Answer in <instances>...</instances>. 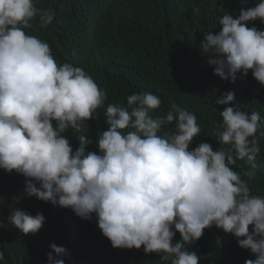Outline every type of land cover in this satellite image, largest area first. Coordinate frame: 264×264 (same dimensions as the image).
<instances>
[{"label":"clouds","instance_id":"1","mask_svg":"<svg viewBox=\"0 0 264 264\" xmlns=\"http://www.w3.org/2000/svg\"><path fill=\"white\" fill-rule=\"evenodd\" d=\"M239 4L246 7L247 0ZM199 12L194 9L195 15ZM54 15L36 0H0L4 178L22 174L18 183L25 182L27 196L64 208L114 248H136L139 255L155 252L170 264H200L197 252L186 246L215 226L255 255L245 264H264V196L253 195L232 167L244 161L253 169L244 174H255L258 141L264 137L260 113L234 105L232 91L217 97L216 104L226 107L211 134L221 145L214 148L195 113L171 101L166 115L153 116L160 97L140 92L127 97L126 107L108 104L103 113L107 130L98 139L88 137L81 128L99 116L106 94L83 68L61 58L51 39L24 30L34 18L49 28ZM256 20L264 23V0L238 15H223L218 32H205L201 51L210 56L216 75L234 81L238 73L247 76L251 70L264 86V29L249 27ZM208 89L204 86L200 94ZM173 124L175 131L162 133ZM70 129L80 133L79 140L65 134ZM10 220L28 234L42 228L45 216L13 207ZM177 232L181 238L173 242ZM50 248L55 255L49 252L48 259L38 258L36 264H65L61 257L68 250L56 243Z\"/></svg>","mask_w":264,"mask_h":264},{"label":"trees","instance_id":"2","mask_svg":"<svg viewBox=\"0 0 264 264\" xmlns=\"http://www.w3.org/2000/svg\"><path fill=\"white\" fill-rule=\"evenodd\" d=\"M41 1L45 9L54 11V25L46 28L34 18L31 27L24 30L29 35L34 32L48 37L61 58L83 68L93 80L99 79L109 94L107 105L126 107L129 95L152 92L161 99L160 107L152 115L163 116L170 102L175 101L195 113L202 123L201 131L211 138L208 143L214 148L221 147L211 134L215 125L222 122L220 111L226 105L216 104V99L224 92H234V105H240L249 114L259 112L264 121V86L251 70L247 76L238 73L234 81L225 80L214 73V66L208 63L210 56L203 54L200 47L205 32L220 30L219 19L223 15H238L242 8L255 6L258 0H247L246 7L239 4L241 0ZM195 8H199V15L194 14ZM253 24L264 29L259 20L249 27ZM54 59L62 65L55 56ZM206 85L208 91L200 94ZM104 111L89 121L90 127L96 130L106 124ZM172 131L174 124L162 129V133ZM258 145L257 167L251 178L244 173L253 169L244 161L237 160L232 167L253 195L264 196V137L259 138ZM2 173L0 169V264H36L38 258L48 259L49 252L55 255L50 248L52 243L68 250L61 257L65 264H170L161 261L155 252L139 255L136 248H114L107 237L103 235L101 239L89 223L63 211L64 208L56 210L53 217V211L48 212L47 208L45 227L36 233H21L10 220L12 208L35 215L43 213L46 205L24 193L25 182L18 183L24 178L22 174L11 178L17 181L12 184ZM16 197L18 203L14 201ZM180 238L177 232L173 242ZM217 239L221 241L219 245ZM186 247L197 252L200 264H245L246 260L255 259L250 249L238 245L235 236L215 226L206 228L198 241Z\"/></svg>","mask_w":264,"mask_h":264},{"label":"water","instance_id":"3","mask_svg":"<svg viewBox=\"0 0 264 264\" xmlns=\"http://www.w3.org/2000/svg\"><path fill=\"white\" fill-rule=\"evenodd\" d=\"M36 5L38 6V7H40V8H42L43 7V2L41 1V0H36ZM49 33V32H48ZM44 39L45 40H47L48 39V37H44ZM70 61V60H69ZM60 62V61H59ZM95 80V79H94ZM95 82L97 83V85L102 89V91L104 92V93H106V99H105V102H104V105L101 107V108H99L98 110H97V112L99 113V114H102L101 113V111H104L106 108V105H107V103H108V96H109V94H108V92H107V90H106V88H105V86L103 85V83L99 80V79H97V80H95ZM89 121H91V119L90 120H88V121H86L84 124H83V126H82V128H81V133L82 134H84V135H88V137H91V136H93V137H95L96 139H98V135H99V133L100 132H102V131H104V130H106L107 128H106V125L107 124H105V125H102V128H96V130L95 129H93V127H90L89 125H90V123H89ZM66 135H71V137H73V138H75L76 137V140H79V136H80V133L79 132H77L76 130H74V129H70V131H68L67 133H65ZM78 145V144H77ZM12 185V184H11ZM13 186V185H12ZM14 187H16V186H14ZM40 200V199H39ZM41 202H43V203H45V210H44V212H43V215H44V213H46V211H47V208H48V212L49 211H53V213H52V217H53V215H54V212L56 211V210H58V207H57V205H56V207L54 208V207H52V206H54L51 202H45V201H42V200H40ZM47 219H48V213L45 215V221H44V224H43V226L42 227H45L48 223H47ZM22 233V232H21ZM30 237H31V235H29Z\"/></svg>","mask_w":264,"mask_h":264},{"label":"bare ground","instance_id":"4","mask_svg":"<svg viewBox=\"0 0 264 264\" xmlns=\"http://www.w3.org/2000/svg\"><path fill=\"white\" fill-rule=\"evenodd\" d=\"M111 5V4H110ZM109 7V6H108ZM75 22V21H74Z\"/></svg>","mask_w":264,"mask_h":264}]
</instances>
